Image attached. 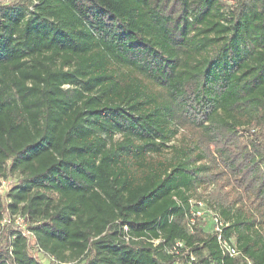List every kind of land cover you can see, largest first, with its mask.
Returning a JSON list of instances; mask_svg holds the SVG:
<instances>
[{
	"label": "trees",
	"instance_id": "16d2710c",
	"mask_svg": "<svg viewBox=\"0 0 264 264\" xmlns=\"http://www.w3.org/2000/svg\"><path fill=\"white\" fill-rule=\"evenodd\" d=\"M223 1L0 0V264H264V0Z\"/></svg>",
	"mask_w": 264,
	"mask_h": 264
},
{
	"label": "built area",
	"instance_id": "2783aa9c",
	"mask_svg": "<svg viewBox=\"0 0 264 264\" xmlns=\"http://www.w3.org/2000/svg\"><path fill=\"white\" fill-rule=\"evenodd\" d=\"M20 176L17 175H10L8 174L6 177L0 178V201L5 206L6 213L4 214V217L1 221V230L8 225H12L14 230L18 231L23 237H28L30 240L33 239L32 232L27 228V221L21 216L20 214H10L7 210V204L10 203V198L8 197V192L10 191L11 187L18 182L20 179ZM199 206H202L201 203H197ZM196 213H191L190 216H187L186 218V226L188 231H192V226L195 224V217ZM199 214V213H198ZM197 214V215H198ZM204 214L208 216L210 219V222L212 224L211 233L215 238V241L217 243V246L219 248V251L224 258H230V259H237V258H243L247 262L248 260L243 257L241 252L238 250L236 245L233 243L232 239H228L224 237V228L227 227V224L223 222L216 214H214L211 210H205ZM202 214V215H204ZM194 216V217H193ZM123 238L126 242L129 241L130 237L127 234V228L123 227ZM132 240L136 241L137 239ZM146 242H149L152 244L153 247L157 246L160 243V240H145ZM185 247L182 242L176 241L172 245L164 247L163 252L167 255L173 256V257H179L181 256V250H184ZM39 251L41 254L45 255L42 250L39 248ZM46 256V255H45ZM190 259L189 261H193V258L191 255H189ZM49 260L53 261V258H49ZM249 263V262H248ZM56 264H76L75 262L72 263H60L56 262Z\"/></svg>",
	"mask_w": 264,
	"mask_h": 264
},
{
	"label": "rangeland",
	"instance_id": "374dc122",
	"mask_svg": "<svg viewBox=\"0 0 264 264\" xmlns=\"http://www.w3.org/2000/svg\"><path fill=\"white\" fill-rule=\"evenodd\" d=\"M1 1L4 2V3H10V2H14L16 0H1ZM223 2L227 6H230L231 4H233V3H231V0H224ZM199 207L201 208V210L197 211L199 214L198 213H197L198 215L196 214V218H201V221H202V218L205 217V221L208 222V220H209L208 216L202 215V214H204V211L207 210V208L203 207V205L199 206ZM204 223L205 222H200L201 225H203ZM5 227H8L7 229H9L10 227H13V226L12 225H8V226H5ZM30 244H31V246L33 245L32 241L30 242ZM34 256L37 257L39 260H41V261L45 262L46 264H48L49 260L47 261L46 258H44V256H42V254H40V253H36L35 254L34 253ZM176 264H179V263H176Z\"/></svg>",
	"mask_w": 264,
	"mask_h": 264
}]
</instances>
